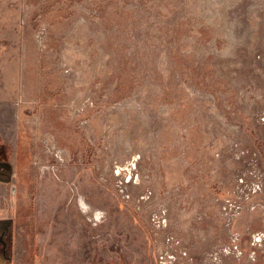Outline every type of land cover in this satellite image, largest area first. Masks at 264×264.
<instances>
[{"label": "rangeland", "instance_id": "rangeland-1", "mask_svg": "<svg viewBox=\"0 0 264 264\" xmlns=\"http://www.w3.org/2000/svg\"><path fill=\"white\" fill-rule=\"evenodd\" d=\"M0 165V264H264V0H0Z\"/></svg>", "mask_w": 264, "mask_h": 264}, {"label": "crops", "instance_id": "crops-1", "mask_svg": "<svg viewBox=\"0 0 264 264\" xmlns=\"http://www.w3.org/2000/svg\"><path fill=\"white\" fill-rule=\"evenodd\" d=\"M7 168L8 165H0V217L8 214L9 204L12 200V197H10L12 195L11 183L3 177L8 170Z\"/></svg>", "mask_w": 264, "mask_h": 264}, {"label": "built area", "instance_id": "built-area-1", "mask_svg": "<svg viewBox=\"0 0 264 264\" xmlns=\"http://www.w3.org/2000/svg\"><path fill=\"white\" fill-rule=\"evenodd\" d=\"M165 222V220H162L160 224L162 226H165ZM175 261L176 257L171 251H164L159 254V262L161 264H173L175 263Z\"/></svg>", "mask_w": 264, "mask_h": 264}, {"label": "bare ground", "instance_id": "bare-ground-1", "mask_svg": "<svg viewBox=\"0 0 264 264\" xmlns=\"http://www.w3.org/2000/svg\"><path fill=\"white\" fill-rule=\"evenodd\" d=\"M86 207V206H85Z\"/></svg>", "mask_w": 264, "mask_h": 264}]
</instances>
